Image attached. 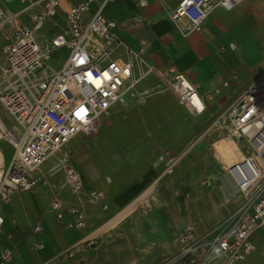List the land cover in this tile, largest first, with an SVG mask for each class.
Returning a JSON list of instances; mask_svg holds the SVG:
<instances>
[{
	"label": "built area",
	"instance_id": "obj_1",
	"mask_svg": "<svg viewBox=\"0 0 264 264\" xmlns=\"http://www.w3.org/2000/svg\"><path fill=\"white\" fill-rule=\"evenodd\" d=\"M16 1L20 8L10 10L0 0V52L4 57L0 105L11 126L6 128L1 115L0 124L11 136L5 139L13 147L7 161L0 150L4 158H0V203H7L14 191H30L45 184V176L36 170L53 155L57 156L54 168L63 171L71 192L79 193L83 182L71 162L69 142L77 135H94L100 117L125 94L143 101L153 93L169 90L175 101L190 112L199 115L205 110L197 88L181 72L162 79L154 88L137 90V83L155 72V67L146 61L142 48L126 47L117 22L103 15L102 8L113 0H100L92 12L94 0ZM242 1L179 0L168 17L182 22L184 33L199 31L215 8L231 9ZM24 14L27 21L22 19ZM56 17L64 19V26L40 42V29ZM121 46L124 56L119 53ZM228 47L236 49V43L229 42ZM52 55L62 56L57 69L47 64ZM218 119L224 126L223 137L233 139L243 155L231 168L223 162L240 202L211 228L198 231L193 223L185 225L175 235L178 249L154 264H236L254 251L253 234L264 230V71ZM168 161L170 170L174 156ZM87 193L93 205L104 198L98 189H88ZM50 209L55 220L66 228L85 226V215L76 206L54 198ZM3 221L0 213V230ZM42 230L40 223L32 227L36 234ZM81 242L92 245L94 238L79 241V245ZM63 253L66 251L59 252ZM12 259V250L1 248L0 264Z\"/></svg>",
	"mask_w": 264,
	"mask_h": 264
},
{
	"label": "crops",
	"instance_id": "obj_2",
	"mask_svg": "<svg viewBox=\"0 0 264 264\" xmlns=\"http://www.w3.org/2000/svg\"><path fill=\"white\" fill-rule=\"evenodd\" d=\"M99 1L92 2L90 12L94 11ZM178 1L143 0L144 3H140L139 0H113L104 5L102 13L117 22L123 44L133 49L142 48L146 61L155 67V72L146 75L137 83V90L154 88L162 79L176 72L183 73L197 88L204 100L205 110L199 116L188 114L190 125L186 134L189 137L185 143L188 144L186 151L191 150V156L193 152L208 148L212 134L209 129L205 131L206 123L220 114L229 103L237 100L259 73L264 71V60L249 76L241 78L239 61L242 53L238 51L240 46L242 49L246 35L243 32L245 27L235 19V7L251 0H244L231 9L215 8L199 31L186 33L182 22L168 17ZM88 16L89 14L86 15ZM22 19L27 21V14L22 15ZM63 26L62 17L47 20L39 31L38 40L45 42ZM232 41L236 43V49L228 47V43ZM2 42L0 34V45ZM119 53L124 56L123 46L119 48ZM3 64L4 57L0 52V75ZM134 75H137L136 71ZM225 81L228 82L227 86L223 85ZM164 94L170 96L176 110L173 114L174 120L177 114L186 116L184 107L175 101L170 91L153 93L143 101L125 94L121 101L113 104L109 111L100 117L97 131L86 143L72 141L73 164L83 182V189L79 193L71 192L65 184L60 169L54 168L56 162L51 165L49 160L52 157L55 156L57 161V156L53 155L36 170L45 176V184L38 185L28 192L14 191L7 203H0V213L4 219L0 230V250L6 246L13 252V259L5 264H64L55 260L57 254L62 251L73 253L71 260L65 264H154L178 249L175 235L190 222L184 223L174 232L173 242L169 241L173 228L164 227L162 230L159 210L154 209L153 220H149V223L138 226L128 224L131 220L128 218L136 205H131L132 202L147 190H142V185L155 176L154 165H160L157 174L159 178L154 181V188L143 198L149 197L154 189L161 191L156 187V182H159L160 186L161 182L167 181V178L161 180L164 174H161L160 161L161 152L166 149H162L163 143L158 144L154 139L155 135L174 133L173 127L168 128V121H173V118L171 109L164 101ZM154 119L162 120L160 129L154 125ZM200 135L204 139L206 136L207 139L200 141L201 138H198L193 142ZM178 145L182 146V143ZM212 146L218 157L224 159L227 165L238 162L239 156L231 141L227 144L218 138ZM158 148L162 151L154 162ZM220 162L223 167V162ZM217 188L220 198L224 201L238 198V201H232L229 207H224L220 220L222 221L237 206L240 197L234 193L232 182L225 170ZM88 189L101 190L104 193L103 200L98 204H91L88 200ZM195 191L196 194L197 188ZM54 198H58L64 205L80 208L85 215V226L74 229L58 223L50 209ZM166 198L175 199V194L169 191ZM129 205L132 207L124 217L111 227L105 226ZM35 223L42 225L43 230L39 234L32 231ZM212 226L197 230L203 231ZM101 227L103 228L99 232L89 237ZM91 238H99L98 246L95 249L96 256L87 261L86 253L80 251L78 242ZM252 240L254 251L236 264H264V230L255 232Z\"/></svg>",
	"mask_w": 264,
	"mask_h": 264
},
{
	"label": "rangeland",
	"instance_id": "obj_3",
	"mask_svg": "<svg viewBox=\"0 0 264 264\" xmlns=\"http://www.w3.org/2000/svg\"><path fill=\"white\" fill-rule=\"evenodd\" d=\"M4 4H7L10 10H15L20 8L21 4L16 0H1ZM236 9V21L244 28L245 39L242 44V49L240 46V76L241 78L249 76L253 70H255L260 62L264 60V0H251L245 4H240L235 7ZM238 45L239 42L237 41ZM244 46V48H243ZM245 51V56L243 54ZM61 55L51 56L47 61L48 66L53 69H57L60 66ZM161 92H169V90H163ZM164 101L169 109H171V118L173 121H168V128H174V133H165L155 135L154 139L156 143H163L166 149L162 151L159 150L155 154L154 162L156 161L157 155L161 152L162 160L161 161V174L164 175L161 177V180L167 178V181L156 182V187L160 188L161 191L154 189L153 193L146 198L140 200L133 210L132 214L129 216L130 225H144V223H149V220H153V211L154 209L159 210L162 218V225L164 230L165 228H173L171 231V238L169 241L173 242L174 232L182 227L184 223L190 222L195 225L198 229H205L210 227L222 219V214L224 212V207H229V204L232 201H238V198H231L229 201H224L220 198L218 193L217 185L219 183L220 177L224 172L220 158L216 154L214 147L212 146L213 142L223 136L224 126L219 124L220 114L214 116L213 119L208 120L205 125V131L209 129L210 140L208 143V148L204 151H198L189 155L191 150L188 152L186 140L187 132L189 130L190 120L188 114L193 116H199L183 108L186 116L177 114L174 120L173 114L176 113L172 100L168 94H164ZM149 97V96H148ZM120 105V104H119ZM0 115L2 116L6 128L11 126V121L8 118V115L5 109L0 105ZM176 121V122H174ZM154 125L157 129H160L162 120L154 119ZM209 135V134H208ZM90 136L77 135L73 138L69 147L71 150V162L74 163V150L72 141L77 140L79 143H86V140ZM209 137V136H208ZM201 138L200 141H205L202 135L196 137L193 142ZM182 143V146L178 144ZM0 150L4 155L5 160L12 155L13 147L5 138L0 139ZM169 154H166V153ZM174 156V161L170 163V170H168L169 157ZM189 156V158H186ZM51 165L56 162V157H52ZM156 164V163H155ZM155 176L153 179H150L148 182L142 185V190L147 189L150 185L154 184V181H157L159 178L158 167L157 165ZM64 179V173L62 170H59ZM189 178V179H187ZM187 179V180H186ZM172 186H175L173 189ZM154 188V185L152 186ZM195 188H197V193L195 194ZM172 191L175 194V199H167V192ZM16 192V191H15ZM28 192V191H23ZM158 192V193H157ZM199 193V194H198ZM153 196L155 198H153ZM230 209V208H229ZM227 213V211H226ZM226 215V214H225ZM165 227V228H164ZM133 228V227H132ZM130 233V232H129ZM163 234H165L163 232ZM98 239L94 238V244L87 245L83 242L80 245V251L86 253L85 260H93V257L96 256L95 249L98 246ZM73 254V253H72ZM72 258V255H69V251L63 254H57L55 260L67 263Z\"/></svg>",
	"mask_w": 264,
	"mask_h": 264
},
{
	"label": "bare ground",
	"instance_id": "obj_4",
	"mask_svg": "<svg viewBox=\"0 0 264 264\" xmlns=\"http://www.w3.org/2000/svg\"><path fill=\"white\" fill-rule=\"evenodd\" d=\"M0 137H1V138H6V139H8V140H9V138H11V136H9V134H8V132H7V129L5 128V126H4L3 124H0ZM220 139H223V140L225 141V143H227V144L229 143V141H231V142L234 144V146H235V151L238 153V156H239L238 161H240V158H242L241 156H243V155H241V153L238 151V147H237V145H236V142H235L233 139H226V138H224L223 136L220 137ZM12 142H14L13 139H12ZM0 158L2 159L3 156L1 155ZM220 159H221L222 162L225 163V165H227L224 159H222V158H220ZM234 164H235V163H234ZM234 164H233V165H234ZM233 165H231V166L227 165V166L231 168V167H233ZM151 189H152V185L149 186V187L147 188V190H146L145 192H143L142 195H141L140 197H138L136 200H134V201L132 202L131 205H135V204H137V203H138V202L144 197V195L147 194ZM131 205H129V206L126 207L123 211H121V212L119 213V215H117V217H115L113 220H110V222H108L105 226H108V225H109V226L111 227V225H113L116 221H118L119 219H121L122 217H124V216L129 212L130 208L132 207ZM105 226H103V227H105ZM103 227H101V228H99L98 230L92 232V233L89 235V237L94 236V235H95L97 232H99V230H101Z\"/></svg>",
	"mask_w": 264,
	"mask_h": 264
}]
</instances>
